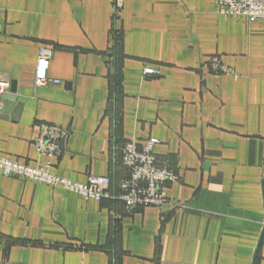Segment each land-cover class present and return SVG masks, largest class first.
I'll list each match as a JSON object with an SVG mask.
<instances>
[{"label": "crops", "instance_id": "obj_1", "mask_svg": "<svg viewBox=\"0 0 264 264\" xmlns=\"http://www.w3.org/2000/svg\"><path fill=\"white\" fill-rule=\"evenodd\" d=\"M42 46L60 84L34 83ZM0 73L22 105L0 115L3 156L44 163L51 122L69 130L58 175L123 178L119 145L155 138L181 177V207L131 212L0 170V264H264V20L215 0H0Z\"/></svg>", "mask_w": 264, "mask_h": 264}, {"label": "built area", "instance_id": "obj_2", "mask_svg": "<svg viewBox=\"0 0 264 264\" xmlns=\"http://www.w3.org/2000/svg\"><path fill=\"white\" fill-rule=\"evenodd\" d=\"M215 2L217 12L225 17L245 16L252 21L264 20V0H215ZM118 4L121 6L120 3ZM53 56L52 47L42 46L39 49L34 73L35 85L61 83L60 79L50 78L47 74ZM210 66L215 75L234 74V70L226 66L219 57H213ZM144 73L149 75L154 71L145 69ZM9 85V80L0 73V95L7 92ZM68 136L69 130L61 125L51 122L41 123L39 135L33 144L46 161L30 164L10 159L0 153L2 175L22 176L52 186H60L79 194L85 200L122 201L126 209L131 212L147 206L181 207L180 203H172L167 194L168 185L181 180L180 174L172 165L159 161L155 153V147L159 144L158 139L151 138L144 144L131 140L124 145L122 162L127 174L118 182V192H114L111 191L112 179L109 175H90L86 182L81 183L52 172L53 160L63 154Z\"/></svg>", "mask_w": 264, "mask_h": 264}, {"label": "water", "instance_id": "obj_3", "mask_svg": "<svg viewBox=\"0 0 264 264\" xmlns=\"http://www.w3.org/2000/svg\"><path fill=\"white\" fill-rule=\"evenodd\" d=\"M0 100L3 105V108L0 110V115L7 118V114L13 110V113L10 115V117L12 119H17L22 106L21 103L18 102L17 95L5 92L0 95Z\"/></svg>", "mask_w": 264, "mask_h": 264}, {"label": "trees", "instance_id": "obj_4", "mask_svg": "<svg viewBox=\"0 0 264 264\" xmlns=\"http://www.w3.org/2000/svg\"><path fill=\"white\" fill-rule=\"evenodd\" d=\"M113 38H114L115 45H116V42H117V40L119 39V36L117 35V33L114 34V37H113ZM115 45H114V46H115ZM113 53H115V51H113ZM114 75H115V73H114ZM112 97H113V99H114L113 107H115V106L117 105V104H115V103H117L116 101H119V95H118L116 89L114 90ZM127 142H128V141H124V142H122L121 145H119V147H118V148H120V150H119V151H118V150L116 151L117 157H118V159H120L121 162H122V148L124 147V145H125ZM122 164H123V162H122ZM123 165H124V164H123ZM126 174H127V173H126ZM109 176H110L111 179H112L111 191L118 192L117 184H118V182L120 181V179H122V178H120V179H116V178L112 177L111 175H109ZM103 200H104V199H103Z\"/></svg>", "mask_w": 264, "mask_h": 264}]
</instances>
